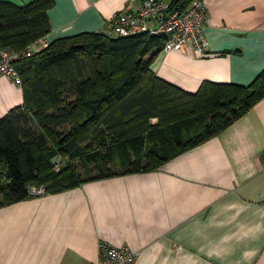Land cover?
Here are the masks:
<instances>
[{"label": "crops", "instance_id": "0c3cea01", "mask_svg": "<svg viewBox=\"0 0 264 264\" xmlns=\"http://www.w3.org/2000/svg\"><path fill=\"white\" fill-rule=\"evenodd\" d=\"M141 1L53 0L45 41L100 30ZM202 1L207 49L159 51L152 69L190 91L203 79L248 83L264 66V0ZM21 102L1 74L0 116ZM98 241L127 245L133 264H264V96L156 169L0 206V264H91Z\"/></svg>", "mask_w": 264, "mask_h": 264}, {"label": "trees", "instance_id": "16d2710c", "mask_svg": "<svg viewBox=\"0 0 264 264\" xmlns=\"http://www.w3.org/2000/svg\"><path fill=\"white\" fill-rule=\"evenodd\" d=\"M190 1L168 0L165 11H181ZM52 2L0 0V52L17 55L10 64L22 92V102L0 116V206L34 196L31 186L47 193L156 169L217 135L264 96V66L246 84L203 79L193 91L157 75L151 62L166 34L82 31L23 53L49 31ZM54 156L64 158L58 169ZM73 158L86 173L97 172L80 177Z\"/></svg>", "mask_w": 264, "mask_h": 264}, {"label": "built area", "instance_id": "2783aa9c", "mask_svg": "<svg viewBox=\"0 0 264 264\" xmlns=\"http://www.w3.org/2000/svg\"><path fill=\"white\" fill-rule=\"evenodd\" d=\"M168 2L166 0H142L137 10H120L114 13L100 28L107 35H127L138 32L148 34H166L162 49L181 50L182 52L192 49L201 53L208 47V41L204 33V20L206 7L202 0H191L187 7L181 11H165ZM30 47L23 49V53L29 54ZM9 58H5V54ZM17 55L0 52V75L11 77L20 85L21 79L15 73L11 58ZM29 191L41 194L43 188L31 186ZM133 253L127 246L100 245V251L96 261L91 264H132Z\"/></svg>", "mask_w": 264, "mask_h": 264}, {"label": "rangeland", "instance_id": "374dc122", "mask_svg": "<svg viewBox=\"0 0 264 264\" xmlns=\"http://www.w3.org/2000/svg\"><path fill=\"white\" fill-rule=\"evenodd\" d=\"M167 1V0H166ZM168 2V1H167ZM46 39L44 38V36L43 37H40V38H37V39H35L34 41H32V42H30L25 48H27V47H30V48H32V47H35L37 50H39L43 45H45L46 44V41H45ZM24 48V49H25ZM35 49V50H36ZM35 50H33V51H35ZM5 58H9V56L7 55V53L5 54V56H4ZM12 80V79H11ZM12 82H14L13 80H12ZM15 83V82H14ZM16 84V83H15ZM17 85V84H16ZM196 90V89H195ZM193 91V90H192ZM50 160H51V164H52V166L55 168V169H58L59 167H61V165L64 163V158H60L59 156H54V157H51L50 158ZM69 161L71 162V164L73 165V167L75 168V173H77V175L79 174L80 175V177H82V178H84V177H88V175H90V174H93V173H95V172H97V170L95 169V168H93V171H90L89 173H86L85 171H84V169H83V167H82V165H81V163L79 162L80 161V159H78V158H73V159H69ZM89 164L92 166L93 164H91L90 162H89ZM117 167H113L112 168V170H115ZM86 180H89V179H86ZM86 180H84V181H86ZM83 181V182H84ZM82 183V182H81ZM80 183V184H81ZM79 184V185H80ZM78 186V185H77ZM75 187V186H74ZM38 188H43L41 185L40 186H38ZM70 188H72V187H70ZM44 193H46V192H44ZM106 244H108V245H111V246H123V245H125V244H119V245H114V244H110V243H108V242H106V241H98V244H97V257H98V253H99V251H100V245H106ZM125 246H127V245H125ZM128 247V246H127ZM128 249L133 253V263H134V261H135V258H136V252L135 251H132L129 247H128ZM97 259V258H96ZM96 259H95V261H96ZM132 263V264H133Z\"/></svg>", "mask_w": 264, "mask_h": 264}]
</instances>
